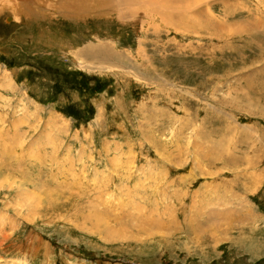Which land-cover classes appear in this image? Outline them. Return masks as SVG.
I'll use <instances>...</instances> for the list:
<instances>
[{"label":"rangeland","instance_id":"obj_1","mask_svg":"<svg viewBox=\"0 0 264 264\" xmlns=\"http://www.w3.org/2000/svg\"><path fill=\"white\" fill-rule=\"evenodd\" d=\"M0 264H264V0H0Z\"/></svg>","mask_w":264,"mask_h":264},{"label":"bare ground","instance_id":"obj_2","mask_svg":"<svg viewBox=\"0 0 264 264\" xmlns=\"http://www.w3.org/2000/svg\"><path fill=\"white\" fill-rule=\"evenodd\" d=\"M19 8V7H18Z\"/></svg>","mask_w":264,"mask_h":264}]
</instances>
